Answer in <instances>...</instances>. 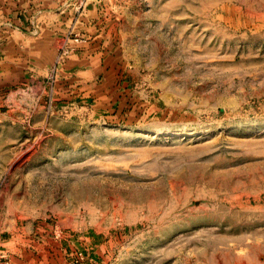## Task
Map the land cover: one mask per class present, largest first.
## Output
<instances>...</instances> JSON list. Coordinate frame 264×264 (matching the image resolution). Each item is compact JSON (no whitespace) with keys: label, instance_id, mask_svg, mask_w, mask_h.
<instances>
[{"label":"rangeland","instance_id":"obj_1","mask_svg":"<svg viewBox=\"0 0 264 264\" xmlns=\"http://www.w3.org/2000/svg\"><path fill=\"white\" fill-rule=\"evenodd\" d=\"M87 10L0 105V264H264V0Z\"/></svg>","mask_w":264,"mask_h":264},{"label":"crops","instance_id":"obj_2","mask_svg":"<svg viewBox=\"0 0 264 264\" xmlns=\"http://www.w3.org/2000/svg\"><path fill=\"white\" fill-rule=\"evenodd\" d=\"M89 3L0 0V105L21 85L48 73L70 24L89 17Z\"/></svg>","mask_w":264,"mask_h":264},{"label":"built area","instance_id":"obj_3","mask_svg":"<svg viewBox=\"0 0 264 264\" xmlns=\"http://www.w3.org/2000/svg\"><path fill=\"white\" fill-rule=\"evenodd\" d=\"M0 52H1V44H0Z\"/></svg>","mask_w":264,"mask_h":264}]
</instances>
